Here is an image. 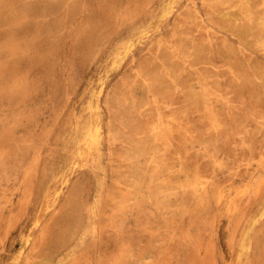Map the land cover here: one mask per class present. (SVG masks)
I'll list each match as a JSON object with an SVG mask.
<instances>
[{"label":"rangeland","instance_id":"1","mask_svg":"<svg viewBox=\"0 0 264 264\" xmlns=\"http://www.w3.org/2000/svg\"><path fill=\"white\" fill-rule=\"evenodd\" d=\"M0 264H264V0H0Z\"/></svg>","mask_w":264,"mask_h":264}]
</instances>
